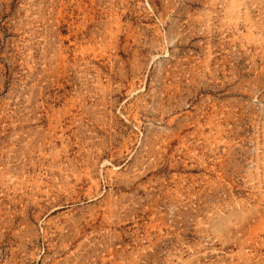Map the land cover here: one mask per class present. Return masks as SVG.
Wrapping results in <instances>:
<instances>
[{
	"label": "rangeland",
	"instance_id": "rangeland-1",
	"mask_svg": "<svg viewBox=\"0 0 264 264\" xmlns=\"http://www.w3.org/2000/svg\"><path fill=\"white\" fill-rule=\"evenodd\" d=\"M0 264H264V0H0Z\"/></svg>",
	"mask_w": 264,
	"mask_h": 264
}]
</instances>
